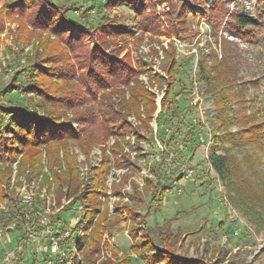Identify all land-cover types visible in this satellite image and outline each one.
Here are the masks:
<instances>
[{"label": "rangeland", "instance_id": "374dc122", "mask_svg": "<svg viewBox=\"0 0 264 264\" xmlns=\"http://www.w3.org/2000/svg\"><path fill=\"white\" fill-rule=\"evenodd\" d=\"M47 1L66 7L70 18L93 28L102 17L118 15L125 27L135 31L134 37L119 41L126 48L123 55L128 50L135 67L146 69L141 78L149 90L153 89L158 101L152 123L140 129L143 137L140 141L134 135L127 136L117 159L112 149L115 139L108 142L111 174L106 185L113 216L107 225L105 240L118 247L121 253L131 254L132 264H148L140 254L132 251L130 232L140 225L147 229L160 249L165 251L170 246L174 255L185 257L188 264L195 261L264 264V220L257 224L253 216L244 213L231 200L210 163L213 152L229 151L243 159L249 150L233 148L225 142V151L215 143V135L222 136L213 126L219 115L215 106L216 93L201 68L204 59L217 57L219 68L227 73L226 102L239 111L242 106L253 118L264 121V28L249 43L236 36L230 27L233 13L238 12L262 18L264 22V0H152V9L160 25L156 32L145 33L142 41L134 40L139 34L135 28V11L123 3L109 9L111 0ZM6 2L0 0V9ZM11 17L18 18L17 15ZM17 25L7 20L6 29L0 35V103H20L32 108L35 96L25 88L5 93L6 87L30 79L27 73L16 76L27 65L18 53L23 46L17 43L14 32ZM86 43L94 45L89 39ZM172 49L177 60V81L166 109L161 112L167 82L165 68ZM24 50L32 53L33 45ZM149 74L160 77L154 87L148 83ZM228 112L233 115L231 110ZM130 121L138 125L135 117ZM230 130L235 134L239 131L236 126H231ZM70 147L71 152L77 154L79 177L83 181L90 180L88 164H100L101 148L94 146L87 160L73 141ZM41 159L43 168L38 175L27 173L18 179L16 166L13 167L7 196L0 200V230L4 237L0 244V263L70 264V252L75 247L66 246L72 245L83 231L82 228L78 233L74 231L82 218L83 204L69 194L83 188L77 179L70 181L68 186L52 181L47 176L50 167H47L44 150ZM188 169H193L194 173L188 175ZM149 179L165 186L166 191L156 196L151 192L145 194L143 189ZM28 194L34 195L36 211L33 220L23 221L19 207ZM116 203L135 206L139 219L130 224L122 211H113ZM8 225L11 229H7ZM55 243H60L61 252L53 250ZM113 260L112 251L102 246L96 263L106 264Z\"/></svg>", "mask_w": 264, "mask_h": 264}, {"label": "trees", "instance_id": "16d2710c", "mask_svg": "<svg viewBox=\"0 0 264 264\" xmlns=\"http://www.w3.org/2000/svg\"><path fill=\"white\" fill-rule=\"evenodd\" d=\"M119 3L132 7L136 13L135 28L139 34L134 40L142 41L145 33L156 32L160 20L152 9V0H111L108 8ZM7 20L18 24L14 32L17 43L23 46L18 53L27 63L16 76L27 73L30 79L6 87L5 93L25 88L34 94L35 104L30 108L20 103H0V200L7 196L6 188L12 183L14 165L18 179L27 173H41L44 150L47 167H50L47 176L52 181L68 186L70 181L77 179L83 188L69 194L83 204L82 218L74 230L78 233L82 228L83 231L72 245L66 246L75 247L70 252V264H97L104 245L114 256V260L106 264H132V255L121 253L104 235L113 216L106 185L111 174L108 142L115 139L112 149L117 159L127 136L134 135L140 141L143 138L140 129L148 127L158 111L155 94L141 78L146 69L135 67L130 52L127 50L123 55L126 48L119 44L122 38L134 37L135 31L125 27L118 15L102 17L93 28L70 18L66 7L47 0H7L5 7L0 9V35L6 29ZM230 25L236 36L249 43L264 28L262 18L242 12L233 13ZM86 39L94 45L87 44ZM31 44L33 51L27 53L24 47ZM169 51L172 53L165 68L167 82L161 112L166 109L177 81L175 51ZM219 66L214 56L201 62L204 78L216 93L215 106L219 115L213 126L222 136L215 135V143L225 151V142L233 148L244 147L249 151L243 159L229 151L213 152L210 163L231 200L258 224L264 220V121L253 118L244 107L240 106L239 111L226 102L227 73ZM159 79V75L149 74L148 83L154 87ZM131 117H135L138 125L130 121ZM231 126H236L238 133H233ZM70 141L87 160L94 146L102 150L100 164H88L92 175L88 181L79 177V161L77 154L71 152ZM143 191L156 196L164 193L166 187L149 179ZM19 208L23 220L24 206L21 204ZM113 211H122L130 224L139 219L135 206L130 203H116ZM146 230L140 225L131 230L133 253L140 254L148 264H188L185 257L175 256L170 246L165 251L160 249Z\"/></svg>", "mask_w": 264, "mask_h": 264}, {"label": "built area", "instance_id": "2783aa9c", "mask_svg": "<svg viewBox=\"0 0 264 264\" xmlns=\"http://www.w3.org/2000/svg\"><path fill=\"white\" fill-rule=\"evenodd\" d=\"M151 91L153 92L152 88H151ZM157 104H158V101H157ZM187 173H188V175H192L194 173V170L188 169ZM22 205L24 206V215H23L24 221L33 220V214H34V211H36V206L34 203V195H32V194L26 195L25 198L23 199ZM3 242H4L3 232H2V230H0V244H2ZM53 250L54 251L57 250L56 252H61L62 249L60 247V243H55L53 245Z\"/></svg>", "mask_w": 264, "mask_h": 264}, {"label": "crops", "instance_id": "0c3cea01", "mask_svg": "<svg viewBox=\"0 0 264 264\" xmlns=\"http://www.w3.org/2000/svg\"><path fill=\"white\" fill-rule=\"evenodd\" d=\"M2 249V248H1ZM0 252H2V250L0 251ZM24 260V259H23ZM25 261H26V259H25ZM4 262H7V261H2V263H0V264H8V262L7 263H4ZM13 264V263H12Z\"/></svg>", "mask_w": 264, "mask_h": 264}, {"label": "water", "instance_id": "95a60500", "mask_svg": "<svg viewBox=\"0 0 264 264\" xmlns=\"http://www.w3.org/2000/svg\"><path fill=\"white\" fill-rule=\"evenodd\" d=\"M11 229V228H10Z\"/></svg>", "mask_w": 264, "mask_h": 264}]
</instances>
